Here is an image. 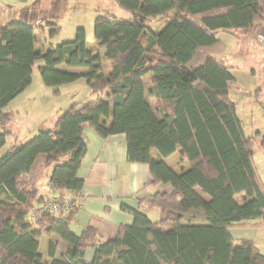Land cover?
<instances>
[{
  "label": "trees",
  "instance_id": "1",
  "mask_svg": "<svg viewBox=\"0 0 264 264\" xmlns=\"http://www.w3.org/2000/svg\"><path fill=\"white\" fill-rule=\"evenodd\" d=\"M116 1L132 16L99 14L97 47L87 46L84 27L73 40L48 49L40 34L46 28L58 34L57 22L13 20L0 27V148L11 134L6 107L32 83L36 61L44 62L39 71L53 94L84 78L87 97L94 96L72 102L53 128L0 155V264H264L254 241L230 232L237 222L264 216V182L254 161L264 151V132L244 130L231 97L236 66L224 61L227 45L218 37L237 31L249 36L264 26V0ZM86 128L102 138L126 133L128 160L150 164L156 182L173 186L144 199L159 209L158 220L134 210L132 224L99 244L96 228L71 230L76 207L66 193L77 194L85 184L78 169L87 151ZM176 151L190 162L188 169L176 172L166 163ZM47 168L50 190L69 205L68 213L44 211L36 218L33 210L46 198L38 179ZM190 211L202 213L200 223L186 220ZM43 234L68 243L62 258L51 241L52 261L44 262ZM89 248H95L91 261L85 259Z\"/></svg>",
  "mask_w": 264,
  "mask_h": 264
},
{
  "label": "crops",
  "instance_id": "2",
  "mask_svg": "<svg viewBox=\"0 0 264 264\" xmlns=\"http://www.w3.org/2000/svg\"><path fill=\"white\" fill-rule=\"evenodd\" d=\"M64 1L0 0V27L7 21L20 20L22 16H27L31 19L30 23L32 24L53 21V19H56V16L52 8L55 4L57 5V3ZM44 6L45 8H43ZM261 44L264 45V39L261 40ZM97 46L98 43L93 47ZM45 47H47L46 44H43V48ZM76 82L86 83L87 92H89L90 88L86 79L80 78L70 84H77ZM146 82L147 87H149L148 80ZM32 86L33 78L32 83L13 99L6 108H9L12 104L17 106L18 100ZM47 99H49V95L44 94L38 100L39 102H43ZM148 101L155 106L152 97H148ZM27 103L30 107L33 106L31 100H28ZM53 122L55 121L52 120L50 124ZM33 125L37 129L43 127L39 121H35ZM53 127L54 124L48 126V129ZM84 137L87 142V151L78 169V176L85 180V184L77 194L71 191L66 193L68 199L72 201L76 200L79 205L75 208L76 212L70 223L71 230L76 234H80L86 227H94L99 232L97 237V243L99 244L115 238L121 225L132 224L134 221V210L146 213L154 221L158 220L160 215L159 209L145 202L144 199L157 192H171L173 186L170 183L156 182L152 175L150 164L128 160L126 133H116L102 138L94 130L86 128ZM3 147L0 148V151L3 150ZM3 152L5 151H2L1 154ZM153 156L158 158L159 153L157 150H153ZM165 161L176 172H181L190 167V162L182 159L179 151L166 157ZM48 187L50 189L49 181ZM196 190L207 201H210V197L204 194L200 187H196ZM40 196H44V198L58 197V193L50 190L49 193L42 194L40 192ZM65 211V214L68 213V210ZM194 212L197 211L188 212L186 220L200 223L197 222L198 220L195 221L196 213ZM230 232L237 240L247 239L254 241L264 253V216L237 222L230 228ZM51 241L58 244L56 258H62L68 247V243L57 234L41 235L39 237V251L42 254L44 262L48 263L52 261V258L48 255L49 243ZM94 253L95 248H89L85 259L91 261Z\"/></svg>",
  "mask_w": 264,
  "mask_h": 264
},
{
  "label": "rangeland",
  "instance_id": "3",
  "mask_svg": "<svg viewBox=\"0 0 264 264\" xmlns=\"http://www.w3.org/2000/svg\"><path fill=\"white\" fill-rule=\"evenodd\" d=\"M52 10L56 16L53 21L58 23L61 30L55 36H51L50 28H46L40 34L42 43L47 46L45 49H48L52 44L58 45L73 40L78 27L85 28L87 46L91 48L98 42L94 36V22L99 14H114L119 18L132 16L130 11L120 6L116 0H65L55 4ZM21 18L20 21L31 22L27 16ZM7 23L9 21L2 26ZM218 37L227 45L223 55L224 61L236 66L233 72L237 78V83L231 91V97L237 102V112L244 130L247 135H256L258 130L264 132V45L261 44V40L264 39V26L257 27L255 32L249 36H244L241 31H237L236 34L220 32ZM42 65H44L42 60L36 61L32 73V88L21 96L17 106L12 104L6 108L11 114V120L6 129L10 130L11 134L7 137L2 151L28 141L37 135L41 129L48 130V126L55 123L50 124L52 120L55 121L59 115L64 113L72 102L86 101L88 98L94 97H87L89 92H87V86L84 82H76L77 84L74 85L64 84L60 86L59 94H53V88L44 83L40 74L39 66ZM104 65L109 67L108 61H105ZM60 67L68 69L64 65ZM68 70L76 71L77 68H69ZM258 88H260V95L255 96V91ZM44 94H48L49 99L39 102L38 99ZM28 100L33 102L32 107L28 105ZM35 121L41 122L43 127L37 129L33 125ZM2 130L3 128L0 127V131ZM2 151H0V155ZM254 161L258 167L259 175L264 181L263 150L255 154ZM50 172L51 168L44 169L39 176L38 186L42 189V194L50 191L48 187ZM194 213H196L195 221L198 220L197 222H199L202 219L200 218L202 213L200 211ZM115 263L119 264L117 261Z\"/></svg>",
  "mask_w": 264,
  "mask_h": 264
},
{
  "label": "built area",
  "instance_id": "4",
  "mask_svg": "<svg viewBox=\"0 0 264 264\" xmlns=\"http://www.w3.org/2000/svg\"><path fill=\"white\" fill-rule=\"evenodd\" d=\"M70 205L73 207H78L76 200H71ZM69 205H63L58 197H46L38 207L33 210V214L36 218H40L44 211H51L55 213H60L61 210H67Z\"/></svg>",
  "mask_w": 264,
  "mask_h": 264
}]
</instances>
